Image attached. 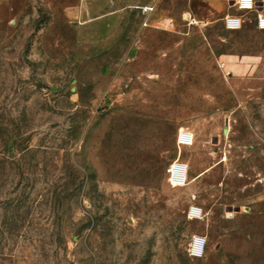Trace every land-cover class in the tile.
Returning a JSON list of instances; mask_svg holds the SVG:
<instances>
[{
  "label": "rangeland",
  "instance_id": "rangeland-1",
  "mask_svg": "<svg viewBox=\"0 0 264 264\" xmlns=\"http://www.w3.org/2000/svg\"><path fill=\"white\" fill-rule=\"evenodd\" d=\"M84 1L0 0V264H264L255 13L231 31L201 0L195 16L110 0L125 13L109 31L75 14Z\"/></svg>",
  "mask_w": 264,
  "mask_h": 264
},
{
  "label": "built area",
  "instance_id": "built-area-1",
  "mask_svg": "<svg viewBox=\"0 0 264 264\" xmlns=\"http://www.w3.org/2000/svg\"><path fill=\"white\" fill-rule=\"evenodd\" d=\"M232 7L236 8L238 13H228L222 18L223 26L227 30L238 31L242 29L246 23L245 15L255 13L254 26L264 31V12L257 0H235ZM154 6H142L141 10L144 14H149ZM196 23V20H191ZM194 136L189 131H181L178 133L177 142L179 146H188L193 143ZM188 166L186 163L176 160L168 167L169 182L173 186H183L188 180ZM202 208L192 205L189 209L188 216L191 219L199 218L202 215ZM207 244V238L202 235L195 234L188 248V253L193 258H200L204 255Z\"/></svg>",
  "mask_w": 264,
  "mask_h": 264
},
{
  "label": "crops",
  "instance_id": "crops-1",
  "mask_svg": "<svg viewBox=\"0 0 264 264\" xmlns=\"http://www.w3.org/2000/svg\"><path fill=\"white\" fill-rule=\"evenodd\" d=\"M154 0H130V3L133 7H141L142 6H153ZM187 6L190 10L185 12V15L195 16L198 13L196 8L192 7L194 5L193 1L195 0H186ZM204 1V8L202 9L203 14L212 15V14H228L231 13L232 4L235 0H201ZM261 5V9L264 12V0H257ZM118 6V0H116V7ZM113 7L111 8L110 0H89L85 3L82 2L79 9L75 12L79 17L87 23L98 21H103V27L105 30L113 31L119 29V19L123 17L124 10L120 8ZM224 17V16H223ZM97 19V20H96ZM263 31V30H262ZM226 65L228 63L233 62V58L231 56H225L223 58ZM182 147V146H180Z\"/></svg>",
  "mask_w": 264,
  "mask_h": 264
}]
</instances>
